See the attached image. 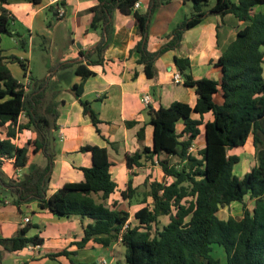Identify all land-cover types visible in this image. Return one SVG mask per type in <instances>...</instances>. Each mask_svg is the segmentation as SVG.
Instances as JSON below:
<instances>
[{
    "label": "trees",
    "instance_id": "1",
    "mask_svg": "<svg viewBox=\"0 0 264 264\" xmlns=\"http://www.w3.org/2000/svg\"><path fill=\"white\" fill-rule=\"evenodd\" d=\"M36 3L38 0H30ZM191 4V14L176 25L169 40L154 52L146 50L147 28L155 9L167 6L171 0H148L145 12L133 9L138 0H97L90 29L100 36L94 57L87 55L86 63L78 64L75 75L82 83L93 75L88 67L102 66L104 51L111 43L112 11L129 16L131 25L139 40L130 53L136 55L135 63L141 65L147 79L154 77L153 63L164 52L176 50L185 31L196 27L209 16L223 18L230 15L241 28L235 29L234 39L221 51L212 66L219 69L218 80L194 79L190 74L187 57L173 56L172 62L181 84L193 90L195 102L192 107L174 101L167 107L148 109L151 126V147L125 155L126 169L143 164L156 166L168 181L143 182L140 194L141 204L133 212L135 225L127 222L129 214L117 210L113 204L106 206L115 184L112 181L106 148L85 146L79 152L91 154V166L79 168L82 180L63 184L52 195L47 196L49 172L53 155L49 145V132L55 130V112L41 115L35 105L42 96L24 90V85L15 79L7 63H16L26 76L27 66L16 56L8 58L0 49V132L6 134L0 140V163L13 160L15 169L28 165L29 147L34 152L43 151L46 164L32 166L27 175L19 180L5 179L0 170V203H9L19 209L21 205L36 202L40 210L59 218L77 216L88 219L91 224L84 227L83 237L76 245L81 248L89 241L103 247L119 243L124 248L125 264H218L210 256L213 245L222 248L226 264H264V76L262 63L264 52V13L256 11L264 0H183ZM8 0H0V42L3 35L12 33V17L5 8ZM60 6V4H59ZM24 44V41H22ZM64 66V65H63ZM82 83L75 85V98L100 134L99 116L90 104L80 99ZM40 86L45 80L39 82ZM220 93L221 102L212 97ZM27 116L25 124L18 125L21 114ZM210 114L211 121L202 123V117ZM197 115L198 118H192ZM126 127L134 122H126ZM177 125L181 129L177 131ZM203 125V147L196 155L188 149L199 135L198 127ZM34 129L37 140L28 141L17 147L13 140L23 130ZM251 136L255 164L241 178L232 174L239 158L228 154L232 149L242 147ZM138 140L143 138V127L136 132ZM113 149V144L105 139ZM130 180L122 199H130L137 192L130 187ZM7 192V193H6ZM146 198L149 203H146ZM235 203L239 205L240 216L222 219L218 212ZM166 217L167 222L159 227L158 219ZM125 225V228H124ZM28 229H22L16 236L0 238V264L3 252L14 253L29 246H39L43 240L27 237ZM63 250L45 257L55 260L68 257Z\"/></svg>",
    "mask_w": 264,
    "mask_h": 264
},
{
    "label": "crops",
    "instance_id": "2",
    "mask_svg": "<svg viewBox=\"0 0 264 264\" xmlns=\"http://www.w3.org/2000/svg\"><path fill=\"white\" fill-rule=\"evenodd\" d=\"M56 1L54 3L53 0H38L33 3L30 0H8L5 8L13 18L11 30L15 36L3 35L0 42L4 57L16 56L26 64V76L16 63H7V67L15 79L27 85L25 92L33 95L41 94L42 97L35 105L37 112L47 117L49 112L57 114L55 121L53 117H49L54 121L56 128L49 132L53 138V148L50 147L53 164L49 172L46 194L52 195L65 183L82 180L83 174L79 168L90 167L92 159L90 153H82L79 150L85 146H97L106 148L109 161L112 163L110 174L115 188L106 200V206L113 204L117 210L126 212L124 206L141 207L140 194L144 191L143 182L155 179L153 177L155 173L161 175L160 170L148 163L128 170L124 158L125 155L138 152L143 147H151V126L147 124L148 109L167 107L174 101L192 107L195 102L192 89L184 87L181 81L178 84L172 83L171 76L176 72L172 62L173 56L189 59L190 74L194 79L207 78L217 81L220 72L212 64L234 39L235 29L241 28L242 24H238L230 15L223 18L215 16L204 18L196 27L184 32L176 50H168L154 61V77L147 79L141 65L135 63L136 55L130 53L139 40L135 28L131 25V19L114 10L111 18L112 41L104 51V63L102 66L88 67L93 75L82 83L81 77L75 75L74 70L78 64L85 65L87 55L94 57L95 49L101 39L97 32L90 29L93 13L89 10L98 2L97 0ZM147 2L148 0H138L137 10L140 13L145 12ZM59 4L65 11L63 18H58L56 15V7ZM170 4L178 6L181 15L168 18L166 29L162 33L168 40L172 29L185 18L182 10L185 1L171 0L167 6ZM255 10L264 13V5ZM157 37L156 40L159 42L153 45L152 37L147 36L148 52L156 51L167 42L161 41V36L157 35ZM36 48H38L37 53ZM261 51L264 52V47ZM15 64L18 69L12 67ZM261 67L264 76V59ZM44 80L45 84L40 86L39 82ZM81 83L80 99L88 102L91 109L98 114L101 121L98 125L100 134L96 133L89 118L83 115L82 107L75 98L74 86ZM143 94H149L151 99L147 107L140 102ZM212 99L215 103H220V93L215 94ZM192 118L197 119L198 116L192 115ZM27 120V116L21 114L18 125L25 124ZM207 121H211L210 114L202 117V123ZM126 122H134V125L126 127ZM142 127L143 138L138 140L136 132ZM176 129L179 131L181 125H177ZM198 129L199 135L192 143L194 151L196 147L198 150L203 147V125ZM5 134L4 128L0 132V140ZM105 139L113 144V149ZM36 140L37 132L30 129L17 133L13 142L17 147H23L28 141ZM199 141H201L200 145ZM33 150L34 146L31 145L28 165L24 169H15L12 159L0 163L1 171L7 179L19 180L28 174L32 166L43 167L46 164L43 151L39 150L35 153ZM231 151L242 154L240 156L235 152L232 153L239 158L238 174L242 177L255 164L251 136L246 139L242 147L229 152ZM128 179L130 187L137 193L130 199H122L120 192L125 190ZM149 202L146 198V203ZM133 212L131 214L127 212L129 214L127 222ZM239 216L240 213L237 217ZM25 218L29 220L27 223L24 221ZM158 221L159 224L164 225L167 219L161 217ZM88 224H91L90 220H81L77 216L68 218L53 216L40 210L36 202L21 205L17 209L6 199L4 204L0 203V238H11L22 229H28L27 237L37 236L43 240V243L14 253L3 252L1 263L5 259H15L20 264H48L56 261L60 264H101L102 260L106 264H119L117 258L119 243L108 247L93 241H89L81 248L76 245L81 241L84 227ZM220 249L222 252H218L217 258L220 256L221 260H215L218 264H226L224 252L222 248ZM63 250H67L70 255L55 260L45 257Z\"/></svg>",
    "mask_w": 264,
    "mask_h": 264
},
{
    "label": "rangeland",
    "instance_id": "3",
    "mask_svg": "<svg viewBox=\"0 0 264 264\" xmlns=\"http://www.w3.org/2000/svg\"><path fill=\"white\" fill-rule=\"evenodd\" d=\"M208 4L209 5H212L213 4V1L210 0L208 2ZM177 7H176L175 4H170L167 7H161V8L158 7L157 9H155L153 11V13L151 14V16L149 18L148 28H147V36H149V38L152 37V39H151L152 40L151 41L152 43L151 44L154 45L157 42H159V41L156 40L158 38L157 35H159V36L162 37V40L161 41H163L164 43L166 41H168V39H166L165 36H163L162 33H163L164 29H166V26H167L166 24L168 22V18L175 17L176 15H181V13L177 9ZM176 9H177V11H176ZM182 10H183V15H185V18H188L190 16L191 12H192L191 11V4H190L189 1H185V6L182 7ZM151 44H149V45L151 46ZM35 52L36 53L38 52V48L35 49ZM40 54H41V52H40ZM12 67H15V68L18 69V66L16 64L13 65ZM200 142L201 141L198 142L199 145H200ZM197 151H198V149L196 147L195 148V151L193 152V154L196 155V152ZM234 152H235V154H240L237 151H234ZM234 152L231 151V152H228V154H232ZM241 155L242 154H240V156ZM238 168H239V166H238V164H236L233 167L232 174L235 177L240 178L241 176H239V174H238ZM0 170H1V168H0ZM3 176H4L5 179L7 178L4 175V173H3ZM153 177L155 179H157L158 181H164V182L166 181L165 178L162 177V175H158L156 173L154 174ZM0 192H3L4 193L5 191H3V189L0 187ZM232 204L233 205L231 207H227V208L221 209L218 212V216L220 218H225L226 216H234V217H237L239 215V213H240L239 205L238 204H235V203H232ZM124 208L127 210V212H129L131 214L135 209L139 208V206H136V207L124 206ZM163 221L165 222V219H163ZM128 223H129L130 226L135 225V221L133 220L132 215H131V218L128 221ZM161 224H159V227L161 226ZM218 252L221 253L222 252L221 249L218 246L213 245L212 248H211L210 256L213 259H220L221 260V257L220 256H219V258H217L218 257ZM123 255H124V248L120 245L119 246V249H118V255H117V258L119 260V264H125L124 259H123ZM221 256H223V253L221 254ZM1 264H20V262L18 260H15V259H5V260H2V263ZM48 264H60V263L58 261H56V262H49Z\"/></svg>",
    "mask_w": 264,
    "mask_h": 264
},
{
    "label": "built area",
    "instance_id": "4",
    "mask_svg": "<svg viewBox=\"0 0 264 264\" xmlns=\"http://www.w3.org/2000/svg\"><path fill=\"white\" fill-rule=\"evenodd\" d=\"M53 1H54V3L57 2L56 0H53ZM133 9H138V3H135L133 5ZM56 15H57L58 18H63L64 17L65 11H64V8L62 6L58 5L56 7ZM171 80H172L173 84H178L181 81L179 75L176 72L172 74ZM26 86L27 85H24V90H26ZM140 102H141V104L144 107H147L150 104V102H151L149 94H143L140 97ZM193 152H194V149H193V146L191 145L190 148L188 149V153L189 154H193ZM24 221H25V223H27L29 220H28V218H25ZM124 228H125V225H124ZM101 264H106V262L104 260H102Z\"/></svg>",
    "mask_w": 264,
    "mask_h": 264
},
{
    "label": "water",
    "instance_id": "5",
    "mask_svg": "<svg viewBox=\"0 0 264 264\" xmlns=\"http://www.w3.org/2000/svg\"><path fill=\"white\" fill-rule=\"evenodd\" d=\"M49 143H50V147L53 148V138L51 133L49 134Z\"/></svg>",
    "mask_w": 264,
    "mask_h": 264
}]
</instances>
